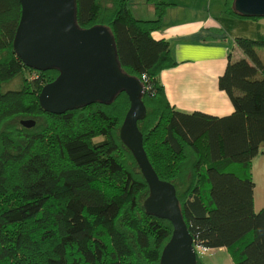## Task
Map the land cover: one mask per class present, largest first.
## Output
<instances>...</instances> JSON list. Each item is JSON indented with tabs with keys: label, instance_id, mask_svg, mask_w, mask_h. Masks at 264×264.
<instances>
[{
	"label": "trees",
	"instance_id": "16d2710c",
	"mask_svg": "<svg viewBox=\"0 0 264 264\" xmlns=\"http://www.w3.org/2000/svg\"><path fill=\"white\" fill-rule=\"evenodd\" d=\"M149 1L155 6L153 19L137 17L129 0H76V20L83 28L107 26L121 67L146 87L142 101L147 115L139 126L148 155L147 140L163 122L166 160L185 154L187 159L169 163L164 171L149 157L159 177L175 184L196 248L225 247L234 264H264V207L255 210L252 172L254 158L264 147V28L255 39L237 38L245 57L230 60L219 78L233 113L184 112L170 103L160 75L176 65L171 45L153 36L162 27L167 3ZM226 2L231 14L243 16L234 0ZM21 14L20 0H0V116L8 126L25 107L33 114L43 109L40 90L60 73L58 68L28 67L14 50ZM20 76V88H4ZM129 106L128 94L121 91L108 104L47 112L42 118L47 121L37 128L16 124L10 137L0 126V179L5 182L11 169L13 184L11 193L2 192L10 202L0 205V264L10 253L14 227L32 217L42 224L43 240L56 239L60 245L59 255L48 257L47 264H161L174 227L146 210L150 187L138 161L131 165L120 159L122 151L135 158L120 137ZM51 116L67 127L56 124L46 137L50 146L34 150L35 139L54 126ZM204 151L207 163L202 161ZM176 164L182 174L173 172ZM104 174L121 178V194L111 190V183L119 185L111 179L105 187L106 176L97 177ZM61 189L66 195L60 199ZM97 221L103 230L96 229ZM198 263L203 264L199 252Z\"/></svg>",
	"mask_w": 264,
	"mask_h": 264
},
{
	"label": "water",
	"instance_id": "95a60500",
	"mask_svg": "<svg viewBox=\"0 0 264 264\" xmlns=\"http://www.w3.org/2000/svg\"><path fill=\"white\" fill-rule=\"evenodd\" d=\"M21 19L14 50L26 66L35 70L58 68V77L45 84L39 94L42 107L54 114L96 102L110 103L121 91L130 107L120 129L122 141L130 148L145 176L150 195L144 202L149 213L165 217L173 233L165 245L161 264H199L194 237L184 219L177 188L159 177L144 147L139 120L147 115L142 101L146 87L141 79L121 67L115 38L104 25L80 27L76 0H20ZM242 15L264 17V0H234ZM28 127L35 120H23Z\"/></svg>",
	"mask_w": 264,
	"mask_h": 264
},
{
	"label": "crops",
	"instance_id": "0c3cea01",
	"mask_svg": "<svg viewBox=\"0 0 264 264\" xmlns=\"http://www.w3.org/2000/svg\"><path fill=\"white\" fill-rule=\"evenodd\" d=\"M164 1L167 6L162 27L153 36L169 41L176 62L160 74L170 103L184 112L200 111L217 116L233 113L234 105L227 92L219 87V78L230 60L245 57L237 38H257L259 30L264 28V17L231 14L227 0ZM129 3L137 17H156L155 6L149 0H129ZM255 191L256 186L254 197Z\"/></svg>",
	"mask_w": 264,
	"mask_h": 264
},
{
	"label": "rangeland",
	"instance_id": "374dc122",
	"mask_svg": "<svg viewBox=\"0 0 264 264\" xmlns=\"http://www.w3.org/2000/svg\"><path fill=\"white\" fill-rule=\"evenodd\" d=\"M31 76H34V73H32ZM54 80H52V81H54ZM22 82H23V78L20 76V77L16 78L13 82L8 83V84L6 83L4 88L5 89H9V88L17 89V88L21 87ZM42 88H41V90H42ZM41 90H40V92H41ZM28 93H31L30 87L28 89ZM47 112L48 111H46L43 108L41 111L35 110L34 114H33V111H30L29 107H25L24 112L17 114L16 115L17 120L12 121L14 124L10 125V126L6 125L4 118L2 116H0V126L2 127V132L4 134H7L8 137H10V134H11V136L14 135L12 132H13V129L15 128L14 126H16V124L18 126H25L28 129L37 128L35 126L40 127L41 124L43 125L47 121V119H42L43 117L48 115ZM96 118H98V117H94V121L96 120ZM28 119L35 120L36 121L35 125L28 127L22 123L23 120H28ZM49 122L51 124H53L54 126L51 127L49 130H47L45 132L46 134H43L42 138H36L35 139L34 144L32 146V148L34 150H37L38 148L39 149H46L48 146H50V144L52 142H51V140L46 141V137L48 138V135L51 136L58 125H60V124L64 125L63 121H61L60 119H56L52 116L50 117ZM56 124H57V126H56ZM65 127H67V126H65ZM165 132H166L165 122H163V124H161V127L158 129V131L153 134V136L149 139V141L147 140V143L151 147V149H150L151 151L149 152L150 153L149 155L152 157L153 161L157 164V167L160 166L159 169L161 171H164L166 169L167 165H169V163L173 164V163L181 162V161H183V159H187L185 154H183V156H178V157L171 156L172 157L171 159L166 160L165 156H167V155H164L163 151H167V148H166L165 143L162 142V139H164V136H165ZM152 138H154V139L152 140ZM49 141L51 143H48ZM154 141H155V144H154ZM144 147H145V145H144ZM145 151H146L147 156L150 160V157L148 155L146 148H145ZM155 153L158 154L159 156H161L164 160L161 159L160 157H157V159H156ZM263 155H264V149H262V151L254 159L253 169H252L254 180L256 182V191H255V208L256 209H259L260 207H262L264 205V157L262 158ZM260 158H261V162H260ZM120 159L126 161V162H123L124 164L129 163L131 161H132L131 163H133L131 165L136 164V159L134 157H132L131 154H129L128 152H125V151H122L120 153ZM205 159H208L206 151H204L202 161L205 162ZM150 162L152 163L151 160H150ZM152 165H153V163H152ZM175 169H176V171L172 169L174 173H177V175L182 174L180 172V169L178 170L177 164L175 166ZM5 176H6L5 182H2L0 179V205L10 202V199L5 197L4 194H2V192L4 190H8V193L12 192V185L13 184H12V171H11V169L7 170ZM103 176H106V175L104 174V175H100L97 177L102 178ZM109 179H111L112 182L119 183V185L118 184L115 185V184L111 183V190L113 192H116V195L121 194L122 191H121L120 187L123 184V181L121 180V178L119 181H117L116 178H113V177H111L110 174H108L106 176V180H104L105 187H108V184L110 181ZM99 181H100V179H99ZM59 192H60V194H59L58 198H60V199L66 195V192L63 191V189H61ZM12 195H15V194L12 193ZM98 224H99V222L97 221L96 229H101V226H98ZM101 230H103V229H101ZM43 232H45V231L42 228V224H40V222H38V220H36V217H32L30 220H28L24 224L14 227V229H13L14 235H13L12 247H11L10 253L2 261L1 264H28V263H31V264H47L48 257L58 256L60 253V245L57 244L58 241L56 239H49L46 241L43 240L44 239V238H42L44 236ZM16 238H18V240ZM197 250L199 252V256H200L203 264H233L234 263L231 255L229 254V252L227 250H223V249H219V248H211V249H207V250L197 248ZM154 258H155V254L153 255L152 260Z\"/></svg>",
	"mask_w": 264,
	"mask_h": 264
},
{
	"label": "built area",
	"instance_id": "2783aa9c",
	"mask_svg": "<svg viewBox=\"0 0 264 264\" xmlns=\"http://www.w3.org/2000/svg\"><path fill=\"white\" fill-rule=\"evenodd\" d=\"M201 249L207 250L208 248H202V247H201Z\"/></svg>",
	"mask_w": 264,
	"mask_h": 264
}]
</instances>
